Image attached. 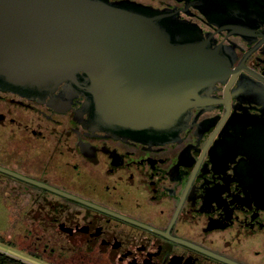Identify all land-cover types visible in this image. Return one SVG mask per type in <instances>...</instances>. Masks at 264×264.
<instances>
[{"label":"flooded vegetation","instance_id":"1","mask_svg":"<svg viewBox=\"0 0 264 264\" xmlns=\"http://www.w3.org/2000/svg\"><path fill=\"white\" fill-rule=\"evenodd\" d=\"M111 1L164 14L218 79L149 137L98 129L65 83L0 90L6 240L39 264H264V0Z\"/></svg>","mask_w":264,"mask_h":264},{"label":"water","instance_id":"2","mask_svg":"<svg viewBox=\"0 0 264 264\" xmlns=\"http://www.w3.org/2000/svg\"><path fill=\"white\" fill-rule=\"evenodd\" d=\"M164 17L124 1L0 0V90L46 97L65 83L98 129L166 136L221 69Z\"/></svg>","mask_w":264,"mask_h":264},{"label":"rangeland","instance_id":"3","mask_svg":"<svg viewBox=\"0 0 264 264\" xmlns=\"http://www.w3.org/2000/svg\"><path fill=\"white\" fill-rule=\"evenodd\" d=\"M4 213L5 209L0 207V251L16 258L31 261L27 259V257L23 256L20 252V241L16 240L12 244L10 241L6 240L5 233L10 231V224L9 221L4 218ZM31 262L34 264H39L34 261Z\"/></svg>","mask_w":264,"mask_h":264},{"label":"trees","instance_id":"4","mask_svg":"<svg viewBox=\"0 0 264 264\" xmlns=\"http://www.w3.org/2000/svg\"><path fill=\"white\" fill-rule=\"evenodd\" d=\"M0 264H28L20 258L10 256L0 251Z\"/></svg>","mask_w":264,"mask_h":264}]
</instances>
